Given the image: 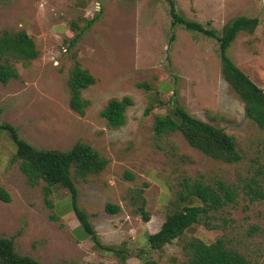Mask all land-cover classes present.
Segmentation results:
<instances>
[{
	"label": "rangeland",
	"instance_id": "obj_1",
	"mask_svg": "<svg viewBox=\"0 0 264 264\" xmlns=\"http://www.w3.org/2000/svg\"><path fill=\"white\" fill-rule=\"evenodd\" d=\"M174 1L186 18L211 20L218 30L238 15L258 17L254 32H240L227 53L264 90V0ZM21 29L39 54L29 61L2 59L18 76L0 82V124L12 125L36 148L66 150L81 141L108 158L98 175L74 179L77 204L89 210L99 241L123 249L125 258L96 251L90 238H76L75 232L83 233L74 230V213L61 212L69 205L68 191L54 188L48 205L44 183L27 182L3 129L0 188L10 200L0 198V236L13 238L16 251L39 264H187L181 245L192 237L205 242L222 237L264 264V199L250 200L241 189L234 205L216 213L215 228L192 225L161 249H150L145 237L160 228L166 212L182 207L176 200L182 177L202 174L241 186L264 161V132L245 116L243 102L223 79L214 38L172 27L164 0H0V32ZM74 59L95 77V83L81 91L89 101L84 114L68 106L66 80ZM125 95L133 100L125 123L111 128L100 110L110 98ZM172 97L190 114L232 135L241 160H214L176 132L156 136L155 117L170 109ZM140 188L150 212L147 222L134 213L131 200ZM108 202L120 210L107 213Z\"/></svg>",
	"mask_w": 264,
	"mask_h": 264
},
{
	"label": "trees",
	"instance_id": "obj_2",
	"mask_svg": "<svg viewBox=\"0 0 264 264\" xmlns=\"http://www.w3.org/2000/svg\"><path fill=\"white\" fill-rule=\"evenodd\" d=\"M164 1L168 6L172 27L180 25L187 31L198 32L216 40L223 79L243 102L245 116L264 132V90L244 73L227 53L240 32H254L259 25L258 17L238 15L228 20L218 30L211 26V20L202 23L186 18L177 10L174 0ZM80 34L81 32H78L75 35L71 44ZM38 54L39 51L33 39L25 30L14 32L2 30L0 32V82L6 84L11 78L18 76L11 64L2 61L5 56L29 61L36 58ZM94 83L95 77L74 59L66 80L70 94L69 108L84 114L89 101L81 96V91ZM132 102V97L129 95L110 98L100 110V116L105 119L109 127L117 128L125 123L126 109ZM170 103V109L155 117L153 130L156 136L161 137L176 132L188 145L214 160L226 163H236L241 160L242 154L237 149L232 135L190 114L177 103L174 97L171 98ZM151 108L152 106H149L146 112ZM0 129L8 132L14 145L13 160L18 162L19 169L26 176L27 182L29 184L40 181L44 183L43 193L48 205L52 206L48 196L54 192V188L68 191L69 205L61 212L74 213L79 226L83 229L82 235L75 232L76 238L78 240L90 238L96 251H113L116 256L125 258L121 255L123 249L99 241L85 210L77 204V188L74 179L85 181L89 176L98 175L106 168L108 158L81 141L74 142L66 150L36 148L20 138L12 125L3 123L0 124ZM178 184L176 200L182 202V207L166 212L160 228L156 232L146 233L145 237L150 249H161L173 239L180 238L192 225L201 224L206 228L218 226L214 222L216 213L225 206L236 203L240 195L239 189L250 200L264 199V161L257 164L253 175L243 181L241 186L220 177H205L202 174L196 177H182ZM143 188L133 191L131 200L136 204L134 213L138 214L143 222H147L150 219V212L146 209V200L142 196ZM0 198L4 201L10 200L9 194L2 188H0ZM104 209L107 213L114 214L120 210V205L108 202ZM181 247L187 264H258L239 250L229 246L222 237H217L212 242L192 237L184 241ZM0 264H39V262L29 255L18 253L13 238L0 236ZM144 264H154V261L149 260Z\"/></svg>",
	"mask_w": 264,
	"mask_h": 264
},
{
	"label": "crops",
	"instance_id": "obj_3",
	"mask_svg": "<svg viewBox=\"0 0 264 264\" xmlns=\"http://www.w3.org/2000/svg\"><path fill=\"white\" fill-rule=\"evenodd\" d=\"M85 212H86L87 216L91 217V215L89 214V210H88V211L85 210ZM91 224H92V223H91ZM94 229L97 231V228H96L95 226H94ZM74 230L83 233V229L81 228V226H79V222L77 223V225H75ZM97 232H98V231H97ZM148 233H150V232H148ZM86 239H87V238H86ZM86 239H85V240H86Z\"/></svg>",
	"mask_w": 264,
	"mask_h": 264
}]
</instances>
